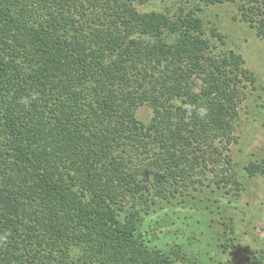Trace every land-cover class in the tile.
Segmentation results:
<instances>
[{
	"label": "trees",
	"instance_id": "16d2710c",
	"mask_svg": "<svg viewBox=\"0 0 264 264\" xmlns=\"http://www.w3.org/2000/svg\"><path fill=\"white\" fill-rule=\"evenodd\" d=\"M147 1L0 0V264H198L176 230L203 242L204 223L159 230L153 206L207 178L240 195L225 150L254 73L199 6ZM197 1L264 40V0Z\"/></svg>",
	"mask_w": 264,
	"mask_h": 264
},
{
	"label": "rangeland",
	"instance_id": "374dc122",
	"mask_svg": "<svg viewBox=\"0 0 264 264\" xmlns=\"http://www.w3.org/2000/svg\"><path fill=\"white\" fill-rule=\"evenodd\" d=\"M196 6L201 8L196 12L204 24L208 28L215 26L223 33V43L216 41L218 49L239 52L245 66L256 78L254 87L245 90L234 140L225 150L243 189L237 196L234 187H217L209 178L203 179L202 184L161 200L153 206L149 218L156 219L159 230L166 231L169 227L175 229L182 217L192 213L207 228L204 229V241H200L197 235L185 233L183 228L176 232L191 241L193 253L190 255L199 260L198 264H247L248 256L262 246L264 239V174L256 173L249 177L243 167L249 161L264 157V40L256 35L254 27L240 19L232 2L203 5L197 0H148L137 8L141 11L172 12ZM137 114L148 119L151 111L149 107L142 106ZM223 222H231L227 225L232 231L225 228ZM169 233L170 236L176 234L173 230ZM230 236L234 237L231 242L227 240ZM222 243L229 245L224 247Z\"/></svg>",
	"mask_w": 264,
	"mask_h": 264
}]
</instances>
